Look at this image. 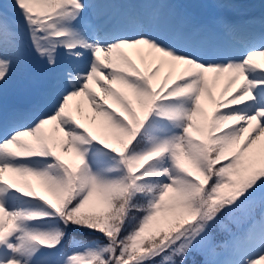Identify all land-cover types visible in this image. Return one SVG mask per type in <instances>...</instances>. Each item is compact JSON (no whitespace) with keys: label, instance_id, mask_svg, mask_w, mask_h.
I'll use <instances>...</instances> for the list:
<instances>
[{"label":"snow or ice","instance_id":"6c2138e0","mask_svg":"<svg viewBox=\"0 0 264 264\" xmlns=\"http://www.w3.org/2000/svg\"><path fill=\"white\" fill-rule=\"evenodd\" d=\"M187 7L0 0V264H264V12Z\"/></svg>","mask_w":264,"mask_h":264},{"label":"rangeland","instance_id":"374dc122","mask_svg":"<svg viewBox=\"0 0 264 264\" xmlns=\"http://www.w3.org/2000/svg\"><path fill=\"white\" fill-rule=\"evenodd\" d=\"M195 4H197L199 9L205 10L206 13L212 17V20L214 22V24H216L217 26H219V22L221 21L219 15L223 14L226 11L232 10V9H228V8H220V7H216L215 5L221 3V0H192ZM22 79L23 76L22 74L19 73V71L17 72V74L13 77V79L9 82L7 88L0 93V96H3L4 98L6 97V94L12 89L11 87L14 86L17 82L18 79ZM211 105H208V110H211Z\"/></svg>","mask_w":264,"mask_h":264},{"label":"trees","instance_id":"16d2710c","mask_svg":"<svg viewBox=\"0 0 264 264\" xmlns=\"http://www.w3.org/2000/svg\"><path fill=\"white\" fill-rule=\"evenodd\" d=\"M197 259H199V257H197Z\"/></svg>","mask_w":264,"mask_h":264}]
</instances>
